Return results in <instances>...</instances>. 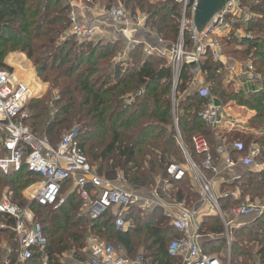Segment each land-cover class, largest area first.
Instances as JSON below:
<instances>
[{
  "label": "trees",
  "instance_id": "trees-1",
  "mask_svg": "<svg viewBox=\"0 0 264 264\" xmlns=\"http://www.w3.org/2000/svg\"><path fill=\"white\" fill-rule=\"evenodd\" d=\"M93 4L97 0H92ZM121 4L133 15L144 14L145 25L166 42L175 43L179 33L181 5L173 0H101L109 8ZM253 16L245 29L250 37L219 38L221 51L231 59L250 60L255 70L264 75V0L251 7ZM68 0H0V69L8 52L24 53L33 62L37 76L48 84L47 91L32 98L25 106V123L31 131L56 147L63 136L74 126L77 138L88 161L96 172L109 180L121 179L130 189L149 190L159 177L169 178L170 195L178 202L191 207L199 198L188 171L180 179L167 172L171 163L181 165L186 159L184 149L199 169L211 175L202 166L204 155L194 150L192 136L202 132L209 142L215 163L220 160L218 142L211 127L199 113L206 107L208 97L192 92L193 66L184 63L175 88V118L172 111L173 70L166 57L143 56L141 45L128 52L127 59L115 60L123 48L120 38L113 41L77 43L66 32L69 27ZM184 45L192 47L188 34ZM165 48L163 45H160ZM5 68V67H4ZM202 81L209 95L222 104L234 101L254 112L248 119L249 131L230 129L222 137L233 158L240 153L232 148L236 141L248 147L252 142L261 147L259 160L264 164V83L260 90L236 91L222 83L225 64L212 59L211 54L200 65ZM143 87L141 95L131 93ZM175 124L179 130L178 139ZM38 173L24 164L18 171L4 173L0 170V198L4 190L10 192L12 204L30 209L45 235L47 242L42 250L33 249L29 259L20 260L18 242L14 231V218L0 214V264H64L62 257L73 251V259L86 263V237L88 233L112 244L129 259L142 252L151 264H179L180 258L168 253V244L181 233L168 222L160 207L146 214L129 208L132 220L127 230L114 226L115 211L109 208L98 218L81 212V199L73 191L59 205H40L26 199L24 191L41 180ZM72 185V179L62 184V192ZM218 202L223 210L258 198L262 212L251 226L234 230L230 246L229 264H264V167L256 172L245 170L238 180L222 182ZM236 190L238 193L236 195ZM199 232L211 234L202 241V250L217 253L225 244V232L217 216H205ZM8 245V252L3 246ZM256 244L254 247L248 244ZM110 243V242H108ZM10 248V249H9Z\"/></svg>",
  "mask_w": 264,
  "mask_h": 264
},
{
  "label": "built area",
  "instance_id": "built-area-1",
  "mask_svg": "<svg viewBox=\"0 0 264 264\" xmlns=\"http://www.w3.org/2000/svg\"><path fill=\"white\" fill-rule=\"evenodd\" d=\"M173 1L181 5L179 33L177 42L167 50L160 46L159 39L151 42L134 37L138 30L144 32L149 30L145 29V15L133 16L121 4L104 8L103 11L109 20L112 32L121 33L125 39L123 53L127 55L134 46L141 45L142 53L145 56L166 57L173 70L172 111L175 123L174 90L184 63L193 66L191 91L200 92L208 97L207 105L199 113V116L209 124L217 139L219 162H214L207 137L204 133L197 132L192 136L194 150L204 155L202 166L211 175L208 176L204 170L199 169L187 154L188 169L175 163L169 164L166 169L167 174L175 180L180 179L186 171L192 173L191 182L196 186L199 195L196 205L189 207L184 202H178L172 197L168 192L172 187L168 177H159L152 188L143 191L127 188L121 179L112 181L99 175L80 146L76 126L63 136L56 147H53L44 138L35 135L29 125L25 123L27 118L25 106L33 96V91L26 82L18 79L7 68L0 69V121L5 135L4 139L0 140V148L4 153L3 156H0V170L4 173L18 171L24 164L30 171L38 173L42 178L37 181L36 185L33 183L29 199L37 201L40 205L59 206L64 202L66 195L74 191L81 199L80 210L83 214L95 219L112 208L115 211L114 226L121 230H127L133 225L132 220L128 218L129 208H134L143 215L154 207H160L169 224L181 233L179 237L172 239L168 244V253L178 256L179 264H225L214 254L202 250L199 243L201 234L197 227H194V220L213 214L221 219L224 229L227 231L228 228H232V220L225 222V217L228 214L235 218L256 217L262 212L263 206L251 201L236 204L229 210H223L219 205L218 197L227 195V192L223 194L220 191L215 192L216 176L221 171L219 163L223 162L224 170L241 167L252 172L259 171L264 167V164L259 160L261 147L258 143L252 142L246 148L242 142L236 141L232 144V148L243 153H240L237 158H233L227 150L224 139L219 136L216 129L221 123L229 122L234 129L249 131L248 121H240L237 117L235 119L227 112L225 113L222 110L224 104L216 103V99L209 95L206 84L201 87L196 86L194 89L192 87L196 85L197 75H203L200 65L208 54H211L212 59L220 61L226 66L219 38L233 36L240 40L250 37L245 27L253 16L251 7L257 0H227L211 16L201 31L196 28L194 22V12L198 0ZM92 3V0L70 2L68 31L79 43L94 41L97 40V36L100 39L104 35L100 31L99 20L84 14V11ZM150 33L153 35L152 32ZM184 34H188L193 44L191 48L185 47ZM109 40L115 39L110 38ZM225 81L232 83L230 85L236 91L251 92L262 88L264 75L257 72L252 63L247 61L239 71L226 66L223 71L222 83ZM143 92L144 88L141 87L135 93H131L128 99L131 100L134 95L138 96ZM236 105L238 104L236 103ZM238 107L247 109L240 105ZM175 132L179 139L180 133L176 124ZM238 178L237 175L235 180ZM67 179H72V185L70 190L63 195L62 184ZM10 195V192L2 194L0 214L7 218H14L15 223L12 229L18 242V256L21 260L29 259L33 254V249L42 250L47 239L40 224L35 221L33 212L28 208L22 209L12 204ZM0 227L4 228L5 225L0 222ZM225 240V246L229 250L231 236L227 235ZM86 251L88 254L87 264H151L145 260L142 253H138L132 259L126 258L119 249L93 233H88L86 237Z\"/></svg>",
  "mask_w": 264,
  "mask_h": 264
},
{
  "label": "crops",
  "instance_id": "crops-1",
  "mask_svg": "<svg viewBox=\"0 0 264 264\" xmlns=\"http://www.w3.org/2000/svg\"><path fill=\"white\" fill-rule=\"evenodd\" d=\"M84 14L86 16H92L95 19L99 20L100 31L105 36H109L112 33V29H111V27L109 25V20L107 19L106 15L104 14L103 8L99 4H97V3L93 4L92 3L88 7V9H86L84 11ZM140 32L143 33V31H140ZM134 37L135 38H140V39H145V40L149 41V39L147 37L140 36V33H138V32L136 33V35H134ZM224 60L226 62V66L227 67L235 68V67H238V65H239V63L237 62L236 59H231V61H230V59L227 56H225V54H224ZM2 66H3V68L5 67V68L9 69L11 72H13L15 74V76L18 79L23 80L24 82H26L31 87V89L33 91V96L30 99L41 97L43 95V93L46 91L47 83H43V82L39 81V78L37 77L35 68L30 63V61L27 60V56L24 53L19 52V51H13L11 54H8V55L4 56V58L2 59ZM199 76H202V75H197V79H198ZM216 103L217 104H222L217 99H216ZM222 110L225 111V113L227 112L228 115L231 116L232 118L236 119V117H237L240 121H248V119L250 117H252L253 114H254V112L252 110L239 108L238 105H236V103L234 101H229V102L225 103L224 106L222 105ZM244 114H246L247 116H245ZM230 129H234L232 127L231 123H229V122H227V124L221 123L219 125V127L216 129V132L219 134V136L222 139H224L222 137L223 132L226 131V130H230ZM0 131L4 132L3 129H2V122L1 121H0ZM219 168H221V171L216 176L215 192H219L220 191L219 187H220V184L222 182L235 181V177L237 175L240 177V175L245 170H247V169L241 168V167L224 170L223 169L224 168L223 162L219 163ZM241 169H242V171H241ZM36 183H38V182H36ZM32 185L33 184H31L27 189H25V193H27L26 194L27 195V199H29V195H30L31 190H33ZM34 187H36V186H34ZM170 189H169V191L168 190L167 191L170 192ZM209 216H215V215L210 214ZM204 218H205V216L200 217L199 221L202 222ZM199 227L200 226L197 227L198 232H199ZM200 234H201V239L199 240V243L201 245L202 241L209 234H206V235L205 234L202 235V233H200ZM223 237H224V235H223ZM224 239H225V237H224ZM225 244H226V240H225ZM225 244L223 246H225ZM3 246L6 248V252H8L9 251L8 250V245L6 244V242H3ZM201 248H202V245H201ZM72 261L75 264H80L75 259H73Z\"/></svg>",
  "mask_w": 264,
  "mask_h": 264
},
{
  "label": "rangeland",
  "instance_id": "rangeland-1",
  "mask_svg": "<svg viewBox=\"0 0 264 264\" xmlns=\"http://www.w3.org/2000/svg\"><path fill=\"white\" fill-rule=\"evenodd\" d=\"M69 1V4H70V2H72L73 0H68ZM101 4V0H97L96 2H94V4ZM118 5V4H117ZM101 6V5H100ZM102 7V6H101ZM103 8V7H102ZM126 9V8H125ZM127 10V12H130V10H128V9H126ZM131 13V12H130ZM132 14V13H131ZM139 14H141V13H139ZM133 15V14H132ZM136 15H138V14H136ZM136 15H133V16H136ZM141 15H144V14H141ZM145 28V27H144ZM142 29V28H141ZM145 29H147L148 30V28L146 27ZM141 30H138L137 32L138 33H140V36H145V37H147L151 42L152 41H155V39H159L160 40V45H163L165 48H166V50L168 49V48H170V46L172 45V44H174V43H171V42H166V41H164V40H162L158 35H156L155 33H153V35L150 33L151 31L150 30H148L147 32H144L143 31V33L142 32H140ZM137 32H135V33H137ZM261 32H263L264 33V29H261ZM67 34H69V31H67L66 32ZM136 35V34H135ZM108 37H110L111 39H117V38H120L121 39V41L123 42V46H124V38L122 37V34L121 33H111L109 36H105V35H102L101 36V38L100 39H98L99 37L97 36V40H94V41H98V40H101V41H106V40H109L110 38H108ZM73 41H76L77 43H79V41L77 40V39H75V37H73ZM12 52H8L6 55H8V54H11ZM5 55V56H6ZM127 56H128V54L126 55L125 53H123V50L121 49L117 54H116V56H115V60H118V61H122V60H124V59H127ZM143 56H145L144 54H143ZM225 56H227V55H225ZM228 57V56H227ZM229 58V57H228ZM27 60H29L28 58H27ZM236 60H237V62L239 63V65H238V67H235L236 69H235V71H239L240 70V68L241 67H244L245 66V63L247 62V61H250V60H245V59H240L239 57H236ZM30 61V63L33 65V62L31 61V60H29ZM251 62V61H250ZM34 66V65H33ZM38 77V76H37ZM39 78V77H38ZM202 78L203 77H201V76H199L198 77V80L199 81H196V85H193V87H192V89H194L196 86H203V84H204V81H202ZM39 81H41V82H43L40 78H39ZM44 83V82H43ZM223 84L226 86V85H228V82L226 83V81L225 82H223ZM229 84H231L232 85V83H229ZM232 87V86H231ZM47 88H48V84H47ZM233 88V87H232ZM234 89V88H233ZM46 91H47V89H46ZM45 91V92H46ZM44 92V93H45ZM43 93V94H44ZM27 105V104H26ZM244 111V110H243ZM26 113H27V110L25 111ZM245 112V111H244ZM245 116H247L246 114H244ZM249 124V123H248ZM236 129H239V128H236ZM239 130H241V129H239ZM4 137H5V135H4V132H2V131H0V139L2 140V139H4ZM1 147V146H0ZM184 151L186 152V154L187 155H189L190 156V154L188 153V151L186 150V148L184 149ZM4 155V153H3V151H1V148H0V156H3ZM191 157V156H190ZM192 159V158H191ZM193 160V159H192ZM180 166H182V167H184V168H189V164H188V162L186 161V159H184V161L181 163V165ZM241 171H242V169H241ZM191 173V172H190ZM192 174V173H191ZM124 183V182H123ZM34 184L36 185V182H34ZM70 190V188L67 190V191H69ZM6 190H4V192H5ZM67 191L66 192H62V194L64 195V194H66L67 193ZM3 192V193H4ZM24 193V197H26V199H27V193H25V191L23 192ZM237 193H238V190H236V195H237ZM242 202H249V199H248V197H246ZM251 202H254L255 204H257V205H261V206H263V204L261 203V201L258 199V198H256L254 201H251ZM227 213H229V212H227ZM34 215H35V213H34ZM219 218V217H218ZM254 216H244V217H237V218H235V217H233V215H231V214H228V216H226L225 217V222H228V221H230V220H232V228H228L227 229V231H225L224 232V237H226L227 235H229V236H231V241H232V239H233V232H234V230L236 229V228H238V227H243V226H251L252 227V224H251V222L254 220ZM220 219V218H219ZM221 220V219H220ZM222 222V221H221ZM200 224H201V222L199 221V218H196L195 219V221H194V227H198V226H200ZM108 242H110V243H112V244H114V245H116L115 243H114V241H108ZM248 244H250V245H252L251 247H254L256 244H253L252 242H250V243H248ZM230 246H231V244H230ZM10 249V248H9ZM228 251H229V254H230V249L228 250V248H226V246H222V248L217 252V253H213L216 257H218L223 263H225V264H229V254H228ZM140 253H142V252H140ZM73 251L72 250H70V251H67V252H65L64 253V256L62 257V261L64 262V264H75L73 261ZM87 260H88V258H87ZM84 264H87V261H86V263H84Z\"/></svg>",
  "mask_w": 264,
  "mask_h": 264
},
{
  "label": "water",
  "instance_id": "water-1",
  "mask_svg": "<svg viewBox=\"0 0 264 264\" xmlns=\"http://www.w3.org/2000/svg\"><path fill=\"white\" fill-rule=\"evenodd\" d=\"M227 0H198L194 12L196 28L201 31L211 16L219 10Z\"/></svg>",
  "mask_w": 264,
  "mask_h": 264
}]
</instances>
